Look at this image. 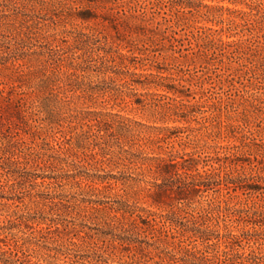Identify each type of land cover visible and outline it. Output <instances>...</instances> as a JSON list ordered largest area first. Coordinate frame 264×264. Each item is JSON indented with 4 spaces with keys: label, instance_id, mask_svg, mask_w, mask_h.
<instances>
[{
    "label": "rangeland",
    "instance_id": "1",
    "mask_svg": "<svg viewBox=\"0 0 264 264\" xmlns=\"http://www.w3.org/2000/svg\"><path fill=\"white\" fill-rule=\"evenodd\" d=\"M0 16L14 25L0 28V264H172L179 239L199 244L182 229L202 223L201 209L212 219L203 229L242 235L234 252L264 256V225L245 221L264 216V190L227 183L264 186V60L250 50L264 0H0ZM102 49L172 90L130 94L98 71ZM116 61L105 64L123 70ZM52 73L75 76L48 89ZM62 98L79 116L109 113L108 154L79 137L82 122L56 113ZM160 105L185 117L167 120ZM167 153L196 161L188 180L221 184L178 201L179 182L123 160Z\"/></svg>",
    "mask_w": 264,
    "mask_h": 264
},
{
    "label": "trees",
    "instance_id": "2",
    "mask_svg": "<svg viewBox=\"0 0 264 264\" xmlns=\"http://www.w3.org/2000/svg\"><path fill=\"white\" fill-rule=\"evenodd\" d=\"M2 12V10H1ZM17 13L14 15H6V14H1V16L4 18H8L11 16H14L12 18L13 21L19 22L17 17L15 16ZM0 16V17H1ZM1 17V18H2ZM2 18V19H3ZM82 20H86L88 17H83L82 15L79 17ZM8 20V19H7ZM255 24L252 25V31L256 30V34L254 37L256 38V41L252 43V53L256 55L259 59V61L264 60V17L259 16L257 19L254 21ZM36 23H34V26ZM14 27L13 22L10 23V21H4L0 23V28H6L12 29ZM86 40H90L93 42L95 39L90 36H86ZM74 43V48L81 50L84 49L86 45V41H80L78 39L73 40ZM92 47H88L85 52L91 51ZM103 51L102 56L97 57V60L101 63V66L98 67V71L101 72L102 74H106L108 72L113 73L115 76L111 77L109 76V80L113 81L116 77H121L120 80L122 81V85L128 88L129 93L134 95L135 92V87H146L149 85H154L155 87H161L165 86L162 85V83H154L152 81H149L150 77H157L155 75H152L151 73L148 74H142V73H135L132 71H129L128 69H125L127 65L125 63V60L128 59L125 55L122 54H117L116 57L111 56L108 58L106 55L111 54V51ZM115 53V51L113 52ZM116 54V53H115ZM115 58H118V61L116 63L119 66L123 67V70H116L112 69V67L107 66L105 63L110 62L114 63ZM60 62V61H59ZM104 64V65H103ZM72 70H80V71H85L86 69H89L90 67L87 66L85 69L81 66H74L71 65ZM93 70V69H92ZM44 76V75H43ZM69 76H75L72 73H65L64 78H60L58 74L52 73L51 76H45V87L48 89H51L53 85L63 89L64 85H67V79ZM61 84L62 86H59ZM166 90L171 91L172 87L165 86ZM64 93V92H63ZM40 98V97H39ZM65 98V97H63ZM61 99L60 101L64 104L57 106L56 113L57 114H67L68 118L72 119H77L81 123L82 127V133L79 135L81 139H90V137H95L96 138V143L93 144L94 146L100 148L101 154L106 155L110 151L111 144L109 141H105V135L107 134V128H112V123L109 122L107 117L109 116V113L101 112V111H91V112H86V116H79L80 112H76L74 108H70L68 106V103L66 100ZM30 99V98H29ZM39 104H42L41 102H45L48 104V99L47 98H40L38 99ZM18 102L21 103L23 106L24 104H27V98L26 97H19ZM37 101H33L32 99L28 101L29 108L33 106V104ZM41 106V105H40ZM38 106V107H40ZM28 107V106H27ZM45 108H48V105H44ZM160 109L163 111V116L170 117L172 119H167V120H172V122H175L176 119L179 118H184V115H180L181 113L178 112V107H167V106H159ZM66 111L64 112V110ZM54 112V109H48V113L51 114ZM74 113V114H72ZM174 116V117H173ZM174 118V119H173ZM162 120H164V117H162ZM96 128V131L94 133L93 128ZM118 129V127H117ZM125 131L127 133L131 132V129L129 126L124 127ZM164 131H179L180 128L178 127H168V126H163L161 128ZM173 134V133H172ZM166 136L165 138H168ZM116 139L122 138L119 136L115 137ZM78 139V137H76ZM101 140V142H100ZM125 153L132 154V156L135 157L133 153H130L127 150H123ZM115 157L119 160H122V158H119L118 155H115ZM137 157V156H136ZM140 158V159H139ZM176 158H180L181 161H177ZM123 160L128 161V163H139L140 165L146 164L145 166L147 169L156 175L159 178L162 179H170V181H177L179 182L180 186H178L177 191H175L176 198L175 200H181L185 198V194L187 193H194L200 190V187L203 186L204 190H208L213 188V186H218L221 183V180H216L212 181L211 179H206V181H200V182H195L193 180H188L187 178L189 177L188 171L196 165V161L192 158L185 159L182 156L178 157L172 153H167L165 156H155V157H146V156H141L137 157L136 160L131 159L129 157H123ZM117 180V179H116ZM115 180V181H116ZM119 180V179H118ZM227 183L229 184H235L236 188L241 189L242 191L249 193V192H257L259 190H264V186H262L259 183L256 184H241L240 181H228ZM234 190V189H233ZM247 211V210H245ZM199 215L198 218L202 219V223H200L199 226H191V227H186L182 229V233L188 238H194V241L198 240L199 244H189L183 246L184 241L179 239L176 243L177 248L181 251L182 256L181 257H175L174 255L170 254L169 261L172 262V264H264V256L260 255V252L254 253L251 251L249 254H239L234 252L236 247L241 246V236L242 235H237L233 234L230 232H227L225 234H219L215 233L211 230L203 229L202 226L206 225L208 221L212 220L211 217L208 215V212L205 211L204 209H201L198 211ZM254 218H249L245 219V221L250 222L251 224H262L264 225V216L262 212H256L253 211L251 213ZM260 217V221L257 220V217ZM195 222L197 221V217L192 216ZM19 220H21V217H17ZM169 220V219H168ZM170 225L176 226L174 221H168ZM194 224V223H193ZM208 227V226H205ZM176 231V230H175ZM251 240L247 239V242ZM255 242V241H254ZM167 244V242H165ZM222 243L223 248L219 249V245ZM186 246H191L190 248H186ZM210 250V251H209ZM8 261H2V264H6ZM9 264H16L15 262L11 261Z\"/></svg>",
    "mask_w": 264,
    "mask_h": 264
}]
</instances>
